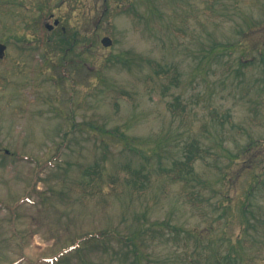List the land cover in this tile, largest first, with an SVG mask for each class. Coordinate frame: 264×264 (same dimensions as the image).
Returning a JSON list of instances; mask_svg holds the SVG:
<instances>
[{
    "label": "rangeland",
    "instance_id": "obj_1",
    "mask_svg": "<svg viewBox=\"0 0 264 264\" xmlns=\"http://www.w3.org/2000/svg\"><path fill=\"white\" fill-rule=\"evenodd\" d=\"M263 20L264 0H0V264H264Z\"/></svg>",
    "mask_w": 264,
    "mask_h": 264
},
{
    "label": "trees",
    "instance_id": "obj_2",
    "mask_svg": "<svg viewBox=\"0 0 264 264\" xmlns=\"http://www.w3.org/2000/svg\"><path fill=\"white\" fill-rule=\"evenodd\" d=\"M264 22V20H263ZM55 45L57 46V48L59 49H64L67 50L66 44H69V46L71 45L70 40H68L65 36L63 32H59V34L55 35ZM221 48H217V45H213L211 46L208 51L206 56H211L214 54H218L222 51H226L229 47V45H221L219 46ZM264 70V67H263ZM154 72L157 76L161 77V76H165L166 78L168 77V79H170L169 73L167 71H165L162 67H160L159 65H157L156 63L154 64ZM166 73V74H164ZM264 74V72H263ZM177 99V98H176ZM230 122H232V120H230ZM127 137L124 136V140L126 141ZM199 150L200 148L198 146H196L195 144H190L186 146V152H184V159L180 160V161H175L174 162V166L172 168H170V172L172 173L171 176L175 177V179H185L186 174L191 173L194 169V162L197 159V157L199 156ZM92 172L94 171V169H90L88 168V172ZM95 173L97 174V171H94V176ZM141 172L140 171H136L135 173L131 174V177L128 179V181H131V184L136 187V188H140V184L141 182H143V180L147 179V175H145L144 177H141ZM177 174V175H176ZM95 182L94 179L88 180V181H81L79 182V185L81 186V188L84 191H92V185L94 186ZM264 225V222H263ZM102 235V234H101ZM104 235L100 236L98 235L99 240H102ZM90 236H88L86 239H89ZM135 238V237H132ZM83 240V237L81 238H75L71 244V246H77V247H81V242ZM136 247V245H135ZM139 257H137L136 260H134L132 262V264H142L140 262V260L138 261Z\"/></svg>",
    "mask_w": 264,
    "mask_h": 264
},
{
    "label": "water",
    "instance_id": "obj_3",
    "mask_svg": "<svg viewBox=\"0 0 264 264\" xmlns=\"http://www.w3.org/2000/svg\"><path fill=\"white\" fill-rule=\"evenodd\" d=\"M55 23H57V21H55ZM101 41L104 45H109L111 43V39L107 36L103 37ZM4 49L5 45L0 43V57L3 56Z\"/></svg>",
    "mask_w": 264,
    "mask_h": 264
}]
</instances>
